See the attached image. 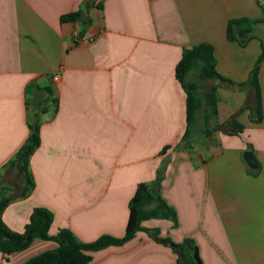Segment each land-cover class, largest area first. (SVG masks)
Wrapping results in <instances>:
<instances>
[{
	"label": "crops",
	"instance_id": "obj_1",
	"mask_svg": "<svg viewBox=\"0 0 264 264\" xmlns=\"http://www.w3.org/2000/svg\"><path fill=\"white\" fill-rule=\"evenodd\" d=\"M98 1L101 8L90 7L91 0H0V175L25 143L29 124H39L27 166L30 192L21 196L20 181L10 190L0 185V199H12L3 224L22 233L33 209L44 208L53 216L51 236L67 229L81 243L121 238L136 186L158 175L176 226L151 219L142 228L175 243L192 240L201 264H264V59L259 122L250 118L252 92L237 88L264 45L263 1ZM78 10H86L90 23L75 42L83 25L59 18ZM239 19L248 22L242 45L227 37L228 22ZM201 43L212 46L217 74L233 87L208 82L216 87L218 129L174 149L185 131L175 66L183 50ZM35 88L53 92L56 105L46 113L32 106ZM233 123L242 131L229 135ZM245 151L256 169L244 162ZM56 247L35 239L7 260L0 253V264H24ZM90 255L88 264L176 262L169 247L141 231Z\"/></svg>",
	"mask_w": 264,
	"mask_h": 264
},
{
	"label": "trees",
	"instance_id": "obj_2",
	"mask_svg": "<svg viewBox=\"0 0 264 264\" xmlns=\"http://www.w3.org/2000/svg\"><path fill=\"white\" fill-rule=\"evenodd\" d=\"M98 0H91L90 7L101 8ZM61 23L79 22L83 25L74 38V41L82 39L84 31L90 21L86 18V10H78L60 16ZM248 22L246 19L230 20L227 25V37L229 40H237L239 44H244L247 29L244 27ZM264 59V45L261 48V55L256 66L250 72L247 81L238 85L237 88L248 89L253 95V104L250 107V118L257 123L262 117L261 96L258 83V66ZM174 76L185 93V131L181 140L174 149L180 147L188 148L194 137L199 124L203 128L200 135L204 139L210 138L212 133L218 129L216 122V87L208 86V82H221L233 87V84L221 78L215 70V58L211 45L201 43L183 50L180 60L175 66ZM46 93L45 98L34 109L38 113H46L50 103L56 105L53 92L50 88L43 89ZM36 114V115H37ZM236 134L242 128L232 124ZM38 121L29 124V135L25 143L19 148L14 158L10 160L4 169L15 171L21 185H23L21 196H26L33 187L32 180L28 172V161L34 150L39 145ZM170 147L163 148L164 153ZM162 177L158 176L155 180L147 184H138L134 195L128 204V220L124 235L121 238L101 236L90 243H81L67 229H59L53 236L49 234L52 223V214L44 208H35L29 216L28 223L22 233L9 230L2 222L1 215L3 210L11 202V198L0 199V253L3 260L19 251L25 250L33 240L40 239L53 241L57 247L53 250L40 253L24 264H88L91 260L90 253L105 249L109 246H121L131 240L136 232H144L152 237L157 243L167 246L176 255L175 264H201L198 250L194 242L184 239L175 243L168 238L158 237V230H147L141 227V223L151 219L169 220L176 226L175 211L167 205L159 194V187Z\"/></svg>",
	"mask_w": 264,
	"mask_h": 264
},
{
	"label": "water",
	"instance_id": "obj_3",
	"mask_svg": "<svg viewBox=\"0 0 264 264\" xmlns=\"http://www.w3.org/2000/svg\"><path fill=\"white\" fill-rule=\"evenodd\" d=\"M45 91L39 88H35L32 92V106L36 107L45 98ZM243 160L250 169H256L257 164L251 151H245L243 153Z\"/></svg>",
	"mask_w": 264,
	"mask_h": 264
},
{
	"label": "rangeland",
	"instance_id": "obj_4",
	"mask_svg": "<svg viewBox=\"0 0 264 264\" xmlns=\"http://www.w3.org/2000/svg\"><path fill=\"white\" fill-rule=\"evenodd\" d=\"M208 86H210V83H208ZM202 128H203L202 123H200L198 129L196 130L195 136L199 137L203 141L204 138L200 135V131ZM13 172L15 171L4 169L2 175H0V185L5 190H10L12 187L11 186L12 183L19 182V178L17 174L16 173L13 174ZM15 188L18 189L16 186ZM16 193H19V189L17 190Z\"/></svg>",
	"mask_w": 264,
	"mask_h": 264
},
{
	"label": "built area",
	"instance_id": "obj_5",
	"mask_svg": "<svg viewBox=\"0 0 264 264\" xmlns=\"http://www.w3.org/2000/svg\"><path fill=\"white\" fill-rule=\"evenodd\" d=\"M262 1H263V3H264V0H262ZM58 79H59V76H58L57 74L53 75V77H52V81H53V82H57Z\"/></svg>",
	"mask_w": 264,
	"mask_h": 264
}]
</instances>
